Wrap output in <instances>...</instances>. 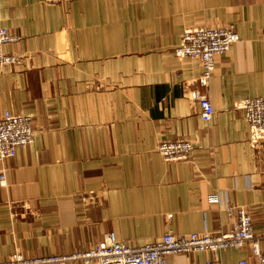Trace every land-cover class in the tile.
<instances>
[{
  "label": "crops",
  "instance_id": "1",
  "mask_svg": "<svg viewBox=\"0 0 264 264\" xmlns=\"http://www.w3.org/2000/svg\"><path fill=\"white\" fill-rule=\"evenodd\" d=\"M201 26L239 35L217 57L208 88L196 84L201 62L175 55L183 32ZM2 28L21 35L5 50L25 59L0 66V116H32L37 135L0 163L9 167L0 182V261L71 255L108 233L130 246L169 230L220 234L236 224L226 205L249 209L264 236V133L237 104L264 97V0H0ZM195 88L213 103L211 122L191 98ZM164 139L190 140L189 160L165 161L157 150ZM88 191L99 203H83ZM217 257L259 264L249 245Z\"/></svg>",
  "mask_w": 264,
  "mask_h": 264
},
{
  "label": "built area",
  "instance_id": "2",
  "mask_svg": "<svg viewBox=\"0 0 264 264\" xmlns=\"http://www.w3.org/2000/svg\"><path fill=\"white\" fill-rule=\"evenodd\" d=\"M70 0H45L46 4H61ZM264 35V31H263ZM21 35L11 33L6 28L0 29V66H9L23 62L25 56L5 50V45L21 41ZM239 35L233 27L201 26L186 29L181 43L175 48L179 59L193 58L201 62L202 73L196 79V84L208 88L216 68V59L230 51ZM191 98L197 101L201 109V117L205 122H211L215 116V108L207 93L195 88ZM238 107L243 110L250 128L256 133H264V97L249 96L238 101ZM37 130L33 117L26 114L5 111L0 116V163L4 164L17 155L19 148L33 143ZM158 152L167 162L189 160L194 144L187 139H164L157 147ZM9 167L0 170V182L4 184L8 177ZM84 204H97L100 196L94 191L82 193ZM211 202L218 203L217 195H212ZM225 210L230 218H236V224L231 231L213 233H190L177 235L172 230L163 237L140 246H130L116 238L113 233L105 235L95 247L71 255H49L41 257H25L14 253L9 258L1 260L0 264H58L66 261H83L91 264H168L169 256L210 251L213 258L206 264H221L217 257L219 251L226 248H242L251 246L252 253L259 264H264V248L262 239L254 227L252 215L246 207L226 205ZM240 264H248L245 260Z\"/></svg>",
  "mask_w": 264,
  "mask_h": 264
}]
</instances>
